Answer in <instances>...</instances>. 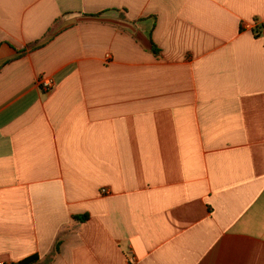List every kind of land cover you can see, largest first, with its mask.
<instances>
[{"label": "crops", "instance_id": "1", "mask_svg": "<svg viewBox=\"0 0 264 264\" xmlns=\"http://www.w3.org/2000/svg\"><path fill=\"white\" fill-rule=\"evenodd\" d=\"M263 27L264 0H0V262L264 264Z\"/></svg>", "mask_w": 264, "mask_h": 264}, {"label": "built area", "instance_id": "2", "mask_svg": "<svg viewBox=\"0 0 264 264\" xmlns=\"http://www.w3.org/2000/svg\"><path fill=\"white\" fill-rule=\"evenodd\" d=\"M261 30L264 31V27ZM261 30L260 29L259 30L257 29V31H261ZM37 85L45 93L51 92L53 90V88H54V83L49 78H41V79H39ZM102 193L103 194H107V191L106 190H103ZM129 263L130 264H135V257L133 255L130 256ZM0 264H4V263L0 262Z\"/></svg>", "mask_w": 264, "mask_h": 264}, {"label": "trees", "instance_id": "3", "mask_svg": "<svg viewBox=\"0 0 264 264\" xmlns=\"http://www.w3.org/2000/svg\"><path fill=\"white\" fill-rule=\"evenodd\" d=\"M76 219L77 220H82L83 218H76ZM49 263L50 262H48L47 264H49ZM18 264H41V263H40V259H39L38 256H33V257H30V258H27V259L21 261Z\"/></svg>", "mask_w": 264, "mask_h": 264}]
</instances>
